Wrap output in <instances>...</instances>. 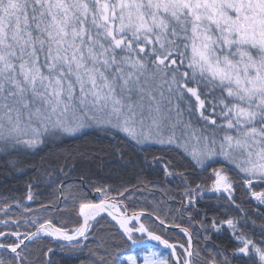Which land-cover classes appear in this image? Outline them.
I'll list each match as a JSON object with an SVG mask.
<instances>
[{
  "label": "snow or ice",
  "instance_id": "snow-or-ice-1",
  "mask_svg": "<svg viewBox=\"0 0 264 264\" xmlns=\"http://www.w3.org/2000/svg\"><path fill=\"white\" fill-rule=\"evenodd\" d=\"M0 161V264H264V0H0Z\"/></svg>",
  "mask_w": 264,
  "mask_h": 264
},
{
  "label": "trees",
  "instance_id": "trees-1",
  "mask_svg": "<svg viewBox=\"0 0 264 264\" xmlns=\"http://www.w3.org/2000/svg\"><path fill=\"white\" fill-rule=\"evenodd\" d=\"M3 162L0 161V177H3ZM28 181V177L25 176L22 179H15L10 181H4L0 178V199L2 198H19L23 196V189ZM39 191L43 192L44 189L41 188ZM48 193H46L47 195ZM44 197H41L43 199ZM36 207V205H33ZM229 243L228 239L225 238L224 233L219 234V238L216 240V244L220 247H224ZM139 254H143L140 252Z\"/></svg>",
  "mask_w": 264,
  "mask_h": 264
},
{
  "label": "rangeland",
  "instance_id": "rangeland-1",
  "mask_svg": "<svg viewBox=\"0 0 264 264\" xmlns=\"http://www.w3.org/2000/svg\"><path fill=\"white\" fill-rule=\"evenodd\" d=\"M139 255H141V256H142V255H144V253H143V254H139Z\"/></svg>",
  "mask_w": 264,
  "mask_h": 264
}]
</instances>
